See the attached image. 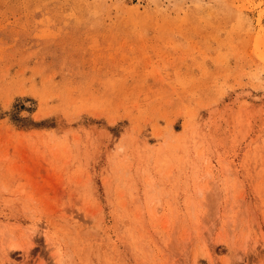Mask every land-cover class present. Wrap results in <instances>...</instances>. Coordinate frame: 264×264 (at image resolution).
<instances>
[{"label": "rangeland", "instance_id": "rangeland-1", "mask_svg": "<svg viewBox=\"0 0 264 264\" xmlns=\"http://www.w3.org/2000/svg\"><path fill=\"white\" fill-rule=\"evenodd\" d=\"M0 264H264V0H0Z\"/></svg>", "mask_w": 264, "mask_h": 264}]
</instances>
